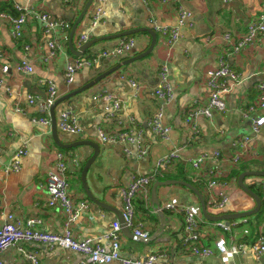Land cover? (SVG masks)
<instances>
[{"label":"crops","instance_id":"0c3cea01","mask_svg":"<svg viewBox=\"0 0 264 264\" xmlns=\"http://www.w3.org/2000/svg\"><path fill=\"white\" fill-rule=\"evenodd\" d=\"M89 0H0V7L7 6L11 12L16 6L49 13L59 23H68L70 28L64 33H46L40 23L29 19L19 40L12 36V25L0 17V79L4 81L0 93V227L6 215L15 214L26 221L30 218L41 220L40 230L63 233L65 216L58 207H48L47 178L55 168L57 154L67 157L70 195L77 202H88V208L81 212L74 226L78 239L93 238L107 248L110 243L102 241L110 224L122 213L121 190L129 185L134 175L147 176L154 173L158 161L173 150H178L180 159L164 172V177L154 181L146 193L136 198L137 220L144 224L152 237L148 242L130 238L123 233L121 252L126 257L144 259L154 251L167 255V263L176 264H264V254L257 258L251 252L239 254H215L209 258L193 255L184 246V218L182 215L166 212L154 213L157 207L168 204L185 206L195 211L201 220L199 237L207 247H214L219 237H224L229 247L240 243H253L264 233V202L262 185L264 177H246L245 185L262 200L258 213L234 221L230 231H224L219 223L206 219L197 195L190 189L177 184L159 186L156 199L153 186L156 182L168 180L183 181L200 190L211 216L240 214L253 211L257 207L255 198L239 185V177L244 172L264 170V127L260 134L252 133V119L264 115L258 109L249 118L243 111L259 102L258 85L264 82V41L235 53L231 42L224 37L230 33L238 37L246 33L250 22L262 12L261 0H107L105 21L93 28L91 14L98 6L93 0L74 34V48L80 49L85 43L100 39L87 49L82 56H74L69 49V39L74 24ZM182 7L191 13L189 27L180 30V38L171 43L167 36L156 31V27H172L178 24V11ZM150 28L157 34V42L151 54L122 67L89 90L67 100L55 109L59 141L69 145L80 141H92L100 146V154L87 174V185L93 196L107 208L92 202L83 187L82 171L87 160L94 154L91 146L60 148L53 139L52 126L38 123L50 113L42 112L38 102L47 96L48 83L52 82L59 98L85 87L93 79L115 67L120 62L147 51L152 43L149 32H138L124 36L134 38L136 46L124 57L118 59L100 57L104 50L114 48L118 39H107L120 33ZM82 35H87L85 43L79 45ZM57 40L61 52L51 55L49 43ZM224 56L231 68L240 75L242 82L225 95L227 111L215 113L212 119L197 117L188 121L187 111L192 106L208 103L209 91L205 84L206 72L218 66ZM89 61L99 59L91 67H83L75 73L72 84L66 82L67 65L76 58ZM23 61L32 65L34 72L24 74L16 70ZM163 65L169 69L173 87L171 100L159 99L154 91L159 84V71ZM9 66L8 73L2 68ZM120 73L127 79H120ZM134 80L141 86L137 92L130 84ZM114 94L123 104L113 117L105 110L100 95ZM33 96L37 104L31 105L28 97ZM98 97L94 100V97ZM23 112L17 111V107ZM71 112L77 118L81 133H63L58 121L61 113ZM161 112L164 122L171 132L167 140L159 138L151 129V121ZM134 120V125L131 122ZM143 131L146 155L139 156L135 145L132 155L124 152L120 144L103 145L99 131L112 132L133 127ZM252 139V147L259 156L235 165L224 160H211L200 169H194L191 161L203 154L220 152L223 157H231L240 151L239 143L246 137ZM25 149L19 172L5 173L6 166L18 151ZM260 165L261 167H256ZM213 170V175L210 174ZM71 180V183H70ZM211 181L217 186L209 189ZM228 198L224 209H217L213 201ZM158 201L159 205L155 202ZM163 217L168 218L162 222ZM226 224V223H225ZM245 230L249 231L245 234ZM25 250L38 255L39 264H80L82 258L77 253L60 249L51 250L34 243H20ZM5 264H30L16 247L1 254ZM115 264V263H114ZM163 264V263H162Z\"/></svg>","mask_w":264,"mask_h":264},{"label":"built area","instance_id":"2783aa9c","mask_svg":"<svg viewBox=\"0 0 264 264\" xmlns=\"http://www.w3.org/2000/svg\"><path fill=\"white\" fill-rule=\"evenodd\" d=\"M69 2L71 0H65ZM107 0H97L98 6L93 10L91 14V24L95 28L105 21L107 12L105 9V3ZM145 1V0H144ZM161 3H167L168 0H159ZM230 2L232 0H225ZM262 2V12L254 18L248 27L246 33L241 36L234 37L230 33L224 35L225 39L231 42L233 51L239 53L245 48L254 46L257 43L264 41V0ZM16 14L0 13V17L6 19L12 25V36L14 40H19L24 31V27L29 19H33L40 23L46 33L56 35V33H64L70 28L68 23H59L49 13L38 11L34 9H26L19 6L14 8ZM191 13L186 9L180 7L178 11V24L172 27H156V31L169 38L171 43L176 42L180 38V29L183 27H189ZM88 39L87 35H82L79 39V45L85 43ZM136 46L134 38L122 37L117 45L109 50H104L100 57L107 58H122L133 51ZM51 55L54 57L61 52V46L57 40L49 43ZM99 59L87 60L85 58H76L67 65L65 74L66 82L72 84L75 80V73L83 67H91L93 64L98 63ZM16 70L24 73L31 74L34 72L32 65L23 61L16 65ZM4 73H8L9 66L2 68ZM120 79H127L126 74L120 73ZM242 82L239 74H237L231 65L227 62L224 56L219 58L218 66L215 69H210L205 75V84L209 91L208 103L204 106H192L188 111V121L193 122L197 117H205L212 119L215 113H224L227 111V103L225 95L231 92L235 86ZM130 84L135 88L137 92L141 90V86L138 85L133 79L130 80ZM8 90L4 87V81L0 79V93L3 90ZM259 102L256 105L249 106L243 111V116L249 118L258 109H264V82L258 85ZM155 95L162 100H171L173 98V87L170 83L169 69L167 65H163L159 71V84L154 91ZM59 98V92L56 86L52 83H48L47 96L38 102L42 112L50 113L52 106ZM97 96L94 100H97ZM100 99L105 103V110L108 115L113 117L118 113L122 107V101L114 94L103 92L100 95ZM33 96L28 97V102L31 105L37 104V101ZM17 111L23 112V108L17 107ZM77 118L71 112L61 113L58 121L59 130L63 133L77 135L81 133V129L78 126ZM134 125V120L131 119ZM38 123L45 126H52V119L50 117H42ZM152 131L162 140L169 138L171 128L164 122V115L159 112L152 119L151 123ZM264 127V115L254 117L252 119V133L258 135L261 133ZM99 140L103 145L120 144L124 147V152L127 155H132L133 151L131 146L135 145L138 149L137 154L139 156L146 155L147 151L143 142V131L137 129L135 126L132 129L127 130H114L112 132H106L104 130L99 131ZM252 139L250 136L244 137L240 143V151L231 157H223L220 152L216 151L212 154H203L191 161V165L194 169H200L205 163L211 160H224L232 164H239L244 160H253L259 156L258 152L253 149ZM26 151L22 149L12 158L11 162L6 166L4 172H19L21 170V160L25 156ZM66 156L64 153L57 154V162L55 168L52 169L47 178V192L49 198L47 206L58 207L62 210L64 219V232L57 233L51 231L40 230L37 228L38 224H41V220L36 218H30L26 221L18 218L13 213L6 215L5 223L0 227V264H5L1 258V254L7 252L10 248L16 247L21 255L30 262V264H39L38 255L32 251L25 250L20 246V243H34L42 246H46L51 250L60 249L65 251H71L81 256L82 260L80 264H164L167 261V255L165 253L154 251L144 259L126 257L121 252V241L123 238L122 225L119 220L110 224L109 230L101 238L102 241L110 243V247L95 243L93 238L78 239L74 234V226L80 218L81 212L88 208V202H77L69 193L70 184L68 177V166L66 162ZM180 159L178 150H173L166 156L161 158L154 173L147 176L134 175L126 188L121 190L122 199V217L124 224L130 229L136 240L142 242H148L152 237L151 233L144 228V224L137 220L136 213V198L141 193H146L151 184L161 177H164V172L169 169L175 161ZM213 175V170L209 171ZM217 186L216 181H211L209 189ZM262 200L264 202V184L262 185ZM228 202V198L221 194V199L213 201V205L217 209H224ZM166 212L177 213L184 218V246L193 255L201 258H209L215 254H239L251 252L257 258H260L264 254V233H260L256 240L251 243H240L229 247L224 237H219L215 241L214 247H207L201 243L199 237V229L201 227V220L191 208L185 206H177L175 204H168L164 207H157L154 213L164 215ZM236 221L226 225L225 223H219L221 229L225 232L230 231L232 226H236ZM239 224V223H238ZM245 234L249 231L245 230ZM176 264V263H167ZM205 264V263H202Z\"/></svg>","mask_w":264,"mask_h":264},{"label":"water","instance_id":"95a60500","mask_svg":"<svg viewBox=\"0 0 264 264\" xmlns=\"http://www.w3.org/2000/svg\"><path fill=\"white\" fill-rule=\"evenodd\" d=\"M93 0H89L85 9L83 10L82 14L80 15L78 21L74 24L71 35H70V39H69V49L71 51V53L74 56H82L83 53L89 49L90 47H92V45H94L96 42H98L100 39H94L91 40L87 43H85L84 45H82L80 47V49H75L74 48V43H73V39H74V34L75 31L77 29L78 24L81 22V20L84 18L87 10L89 9L90 5L92 4ZM138 32H149L152 35V43L151 46L149 47V49L147 51H145L144 53L137 55L133 58L127 59L125 61L120 62L118 65H116L115 67L109 69L108 71L102 73L101 75H99L98 77H96L95 79H93L91 82H89L85 87L78 89L76 91H73L63 97H61L60 99H58L55 104L52 106L51 108V119H52V130H53V139L55 141V143L60 147V148H64V149H69V148H73V147H80V146H91L94 148V154L87 160V163L85 165V167L83 168L82 171V183H83V187L84 190L88 196V198L94 202L95 204L99 205L100 207H104V208H109L107 207V205H105L104 203H101L99 200H97L93 194L91 193L88 185H87V174L91 168V166L94 164V162L96 161V159L98 158L99 154H100V146L98 143L92 142V141H80L74 144H69V145H65L62 144L59 141V137H58V130H57V119H56V113H55V109L58 105H60L61 103L70 100L71 98L89 90L90 88L94 87L95 85H97L98 83H100L102 80H104L105 78H107L109 75L115 73L116 71H119L122 67H125L127 65H131L132 63H134L135 61H138L140 59H143L145 57H147L149 54H151L155 48L156 42H157V34L150 28H142V29H137V30H130V31H126L123 33H120L118 35L115 36H111V37H106L107 39H118L124 36H130V35H134ZM264 177V170H260V171H249V172H244L240 175L239 177V185L241 186L242 189H244L248 194L252 195L256 202H257V207L255 210L253 211H249V212H244V213H240V214H233V215H224V216H219V217H215V216H211L208 211H207V206H206V201L202 195V193L200 192V190L198 188H196L195 186H193L190 183L187 182H183V181H173V180H168L165 182H156L155 185L153 186V198L156 199V195H157V189L159 186H163V185H172V184H177V185H182L188 189H190L191 191H193L201 204V210H202V214L203 216L211 221H225L226 225L230 224L231 220H237V219H241V218H246L249 216H252L256 213L259 212L261 205H262V200L261 198L256 195L255 193H253L246 185H245V178L246 177ZM157 205H159V202L156 201L155 202ZM118 219L121 222L122 225V232L127 235L130 238L134 239L133 234L131 233L130 229H128L126 227V225L124 224V220L122 217V213L118 212ZM161 221L167 222L168 218L163 217L161 219Z\"/></svg>","mask_w":264,"mask_h":264},{"label":"trees","instance_id":"16d2710c","mask_svg":"<svg viewBox=\"0 0 264 264\" xmlns=\"http://www.w3.org/2000/svg\"><path fill=\"white\" fill-rule=\"evenodd\" d=\"M7 11H8V10H7V6H6V5L0 7V13H2V12H4V13H9V12H7ZM9 14H13V15H15V14H16V11L13 9ZM259 195L262 197L261 192L259 193Z\"/></svg>","mask_w":264,"mask_h":264},{"label":"rangeland","instance_id":"374dc122","mask_svg":"<svg viewBox=\"0 0 264 264\" xmlns=\"http://www.w3.org/2000/svg\"><path fill=\"white\" fill-rule=\"evenodd\" d=\"M256 167H261L260 165H256ZM70 183H71V180H70Z\"/></svg>","mask_w":264,"mask_h":264}]
</instances>
